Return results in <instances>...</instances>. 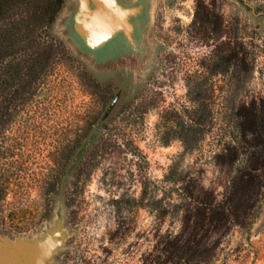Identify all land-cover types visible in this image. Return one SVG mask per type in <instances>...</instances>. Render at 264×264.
Listing matches in <instances>:
<instances>
[{
	"label": "rangeland",
	"instance_id": "rangeland-1",
	"mask_svg": "<svg viewBox=\"0 0 264 264\" xmlns=\"http://www.w3.org/2000/svg\"><path fill=\"white\" fill-rule=\"evenodd\" d=\"M248 1L256 12L147 0L138 50L98 58L69 40L64 0L49 28L64 51L1 132L0 233L41 236L61 212L55 264H193L167 260L163 240L180 231L194 185L224 198L246 157L226 147L250 149L236 114L264 100V0ZM209 264H264V202Z\"/></svg>",
	"mask_w": 264,
	"mask_h": 264
},
{
	"label": "trees",
	"instance_id": "trees-1",
	"mask_svg": "<svg viewBox=\"0 0 264 264\" xmlns=\"http://www.w3.org/2000/svg\"><path fill=\"white\" fill-rule=\"evenodd\" d=\"M64 0H0V62L16 85L15 93L31 94L38 81L54 66V51L64 48L49 28ZM234 53L227 55V58ZM236 126L250 149L240 153L228 145L231 159L245 154L224 198L217 200L211 189L194 185L182 204V226L165 237L162 251L172 263L209 264L220 241L234 225L247 227L264 202V100L241 105ZM235 162V161H229Z\"/></svg>",
	"mask_w": 264,
	"mask_h": 264
},
{
	"label": "water",
	"instance_id": "water-1",
	"mask_svg": "<svg viewBox=\"0 0 264 264\" xmlns=\"http://www.w3.org/2000/svg\"><path fill=\"white\" fill-rule=\"evenodd\" d=\"M236 1L256 12L248 0ZM146 17L147 0H71L65 28L72 43L98 58H106L126 47L138 50L139 29ZM66 235L61 212L41 236L11 238L0 233V264H55L51 259L63 246Z\"/></svg>",
	"mask_w": 264,
	"mask_h": 264
},
{
	"label": "flooded vegetation",
	"instance_id": "flooded-vegetation-1",
	"mask_svg": "<svg viewBox=\"0 0 264 264\" xmlns=\"http://www.w3.org/2000/svg\"><path fill=\"white\" fill-rule=\"evenodd\" d=\"M14 84L15 83L12 79L5 77L4 72L0 71V142L3 139L1 132L7 129L8 124L11 129L12 124L18 122L14 109L22 107V105L25 104V101L34 95V93L25 95L15 93L16 85L14 90L12 89L13 92L6 94L8 86L12 88ZM63 144H66V139ZM67 145L68 148H73L71 147L72 145H69V143ZM0 149L3 150L4 148H1L0 145Z\"/></svg>",
	"mask_w": 264,
	"mask_h": 264
}]
</instances>
